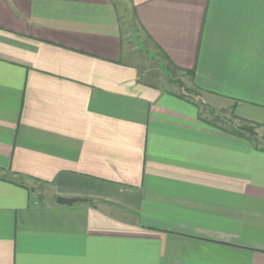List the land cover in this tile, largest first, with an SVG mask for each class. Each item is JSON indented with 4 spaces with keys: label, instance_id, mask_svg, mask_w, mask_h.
Here are the masks:
<instances>
[{
    "label": "crops",
    "instance_id": "crops-1",
    "mask_svg": "<svg viewBox=\"0 0 264 264\" xmlns=\"http://www.w3.org/2000/svg\"><path fill=\"white\" fill-rule=\"evenodd\" d=\"M131 30L264 131V0H0V264H264V151Z\"/></svg>",
    "mask_w": 264,
    "mask_h": 264
},
{
    "label": "rangeland",
    "instance_id": "rangeland-1",
    "mask_svg": "<svg viewBox=\"0 0 264 264\" xmlns=\"http://www.w3.org/2000/svg\"><path fill=\"white\" fill-rule=\"evenodd\" d=\"M128 30V29H127ZM129 31V30H128ZM130 36H132V45L137 46V56L140 57V69H141V75L144 80L162 88L163 90L174 92V93H180L181 88L179 85H183L186 88L191 89L192 85L190 84V81L187 76H185L182 73H179L177 71L174 72H168L166 69H163L161 62L158 61V57L156 56H150V53L145 54L147 51L143 44L139 42L138 38L139 35H136V30L132 31L130 33ZM137 39V40H136ZM148 55V56H146ZM202 100L205 102V104H201L200 102H197V104L201 108V112L204 117H206L209 120H214L213 115L216 117V115L220 118L218 119V124L222 127H231V125H234L235 127L240 126L241 123L237 120H235L232 117V107L230 104H221L217 105L213 100L211 103L205 99V95H202ZM208 98V97H207ZM212 111H214V114H212ZM217 118V117H216ZM256 133L258 134L261 141V146L264 147V131L260 130L259 128L256 129ZM37 192L45 193V190L42 187H38L36 189Z\"/></svg>",
    "mask_w": 264,
    "mask_h": 264
},
{
    "label": "trees",
    "instance_id": "trees-1",
    "mask_svg": "<svg viewBox=\"0 0 264 264\" xmlns=\"http://www.w3.org/2000/svg\"><path fill=\"white\" fill-rule=\"evenodd\" d=\"M185 74L188 76L192 75V74H190V72H185ZM179 86H180L181 91H182L181 92L182 94L180 97H182L188 101H192L199 108V110H201V108L197 104V102H200L203 105L205 104V102H203L201 95H200V92L194 88H191V89L186 88L184 86V84L183 85L181 84ZM212 114H214V111H212ZM214 115H213L214 120L204 119V121L206 123L212 125L213 127L222 129V130L228 132L229 134L234 135L235 137H238L240 139H244V140L248 141L255 149H257L259 151H264V147L261 146L262 140H260L258 134L256 133V129L261 127L259 124L236 117L234 115L233 108H232V117L241 123L240 126L235 127L234 125H231V127H229V126L222 127L221 125L218 124L219 123L218 119L220 118V116L218 117L216 115V117H217L216 118ZM20 185L24 186V184L21 181H20ZM33 190L36 191V189H33ZM39 194H40L39 196L42 198V193L39 192Z\"/></svg>",
    "mask_w": 264,
    "mask_h": 264
},
{
    "label": "water",
    "instance_id": "water-1",
    "mask_svg": "<svg viewBox=\"0 0 264 264\" xmlns=\"http://www.w3.org/2000/svg\"><path fill=\"white\" fill-rule=\"evenodd\" d=\"M82 199H66V198H58L57 203L60 205H73L75 203L83 202Z\"/></svg>",
    "mask_w": 264,
    "mask_h": 264
}]
</instances>
